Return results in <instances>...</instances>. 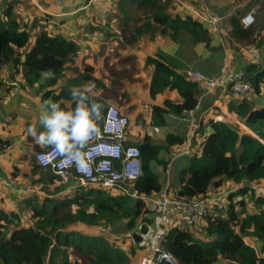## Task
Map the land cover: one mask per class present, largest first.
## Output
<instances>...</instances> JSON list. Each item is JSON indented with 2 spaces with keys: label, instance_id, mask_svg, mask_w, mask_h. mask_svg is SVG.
<instances>
[{
  "label": "trees",
  "instance_id": "1",
  "mask_svg": "<svg viewBox=\"0 0 264 264\" xmlns=\"http://www.w3.org/2000/svg\"><path fill=\"white\" fill-rule=\"evenodd\" d=\"M4 1L6 6L1 4L0 14V60L14 69L20 66L29 86L43 78L44 87L58 85V92L48 91L45 98L52 96V102L68 108L64 101L71 100L69 90L94 81V89L108 91L110 98L115 99L111 102L126 112H133L138 105L132 103L134 92H130L139 82L141 87L145 85L151 103L149 120L143 121L144 124L151 128L153 125L160 129L166 127L170 132L158 142L154 140L155 132L146 131L134 144L141 152L142 161V175L134 187L142 195L158 194L168 185L171 154L188 140L189 124H182L185 129L178 131L175 120L187 118V112L200 103L194 114L197 129L193 138L197 136L202 141L198 144L193 139L194 152L185 155L188 162L178 170L176 195L200 197L227 183L236 190L224 214L213 211L204 217L202 229L208 238L197 236L194 230L197 227L176 226L168 231L164 247L175 255L176 264H264V195L252 187L264 183V132L259 129L264 127V51L261 50L257 61L249 60L242 71L251 83L250 94L242 98L228 91L223 93L221 88L215 90L226 97L228 114L256 131L259 139L242 130L228 115L222 121H215L216 116L222 115L219 108L215 107L211 115L205 112L210 100L201 99L204 85L189 76L188 71L217 76L225 64V45H214V34L208 26L177 0L115 1L119 12L116 24L122 32L120 43L125 52L120 55V69H110L104 76L111 82L110 88L93 75L91 67L75 78H68L67 71L77 57L75 40L42 30L31 45L26 25L21 27L14 18L10 19L15 0ZM240 1L245 0H236V3ZM255 1L260 3L258 11L264 13V0ZM249 5L248 1L226 19L231 29L224 36L225 41L244 48L257 44L261 49L264 44L261 21L246 28L241 23ZM158 37L177 45L176 53L171 55L157 49L147 53L142 64L133 60L135 53L145 50L144 46ZM202 45L203 54L199 55L196 49ZM27 48L24 54L20 53ZM48 69L53 74L45 77L43 71ZM167 92L174 93L177 100L165 98L157 103L156 99ZM97 102L104 105L103 111L111 103ZM207 126L211 130L204 137ZM0 143L5 144L1 139ZM30 172L34 176L32 184L43 194L29 193L21 203V213H29L27 225L14 210L0 208V264H141L147 250L140 244L155 220L144 202L114 190L79 186L74 178L65 181L52 169L41 167L35 156ZM246 195L255 200L257 212H248ZM238 196L243 199L235 201ZM41 197L44 198L40 200ZM102 226H117V234L124 235L122 244L128 242L127 251L116 246L107 234L93 232ZM246 239L258 241L260 252Z\"/></svg>",
  "mask_w": 264,
  "mask_h": 264
},
{
  "label": "crops",
  "instance_id": "2",
  "mask_svg": "<svg viewBox=\"0 0 264 264\" xmlns=\"http://www.w3.org/2000/svg\"><path fill=\"white\" fill-rule=\"evenodd\" d=\"M115 1L117 0H15L13 7L14 14L28 28L31 45L36 34L42 30L60 33L75 40L77 57L67 71L68 78H75L81 75L85 68L91 67L93 75L104 80L106 87L110 88L111 82L105 80L104 76L110 69H120V55H124L125 52L120 43L122 33L117 29L116 24ZM223 1L216 0L215 4ZM231 1L236 2V0ZM238 4L242 8L246 5ZM217 6L216 10L220 13L219 15L227 16V13L225 14L227 6ZM249 12L250 10L243 16ZM224 24L231 29L227 21H224ZM224 24L222 32L219 35L214 34V45H225L223 40L224 36H228V32L224 31ZM260 25L262 27L264 22H261ZM262 39L264 41V32ZM163 44L169 50L164 49L161 46ZM150 45V49L153 47L154 51L160 49L161 46L162 50L171 55H174L178 48L175 44L165 43L161 38H156L155 42H151ZM235 46L242 47L237 44ZM242 48L239 54L249 57L247 51ZM27 50L28 48L24 51L21 50L20 53L24 54ZM196 50L199 55L203 54V45L197 47ZM261 50L264 51V44ZM135 55L133 60L142 64L141 52L135 53ZM248 60H239L240 65H232L231 68L243 71ZM225 62L228 64L229 61ZM121 68L124 69L125 64H122ZM44 80L43 78L34 86H29L23 78L20 66L14 69L11 65L0 60V139L5 143L4 145L0 143V180L4 182L0 191V208L7 211L14 210V207L21 208L24 198L31 195L29 193L43 194L37 185L32 184L34 176L30 172L31 162L37 152L49 148L40 147L27 130L33 125L41 129L39 114L44 104L52 101V96L45 98L44 95L48 91L58 92V85L44 87ZM61 85H64V80ZM138 85L141 87L140 82ZM138 85L136 84L131 91L138 92L140 88H137ZM93 97L106 103L115 101L110 98L108 91L102 89H94ZM220 97L224 102L225 98L222 95ZM165 98L177 100L174 93L167 92L159 96L156 102L159 103ZM64 103L67 107L74 104L72 100L64 101ZM129 130L146 133L145 127L140 126L130 127ZM126 143L135 144L127 139ZM26 189L29 190L28 193L23 191Z\"/></svg>",
  "mask_w": 264,
  "mask_h": 264
},
{
  "label": "built area",
  "instance_id": "3",
  "mask_svg": "<svg viewBox=\"0 0 264 264\" xmlns=\"http://www.w3.org/2000/svg\"><path fill=\"white\" fill-rule=\"evenodd\" d=\"M177 1L187 12L197 16L213 33H221V22L214 14L211 12L202 14L192 4L185 3L183 0ZM255 14L256 10L253 8L241 18L243 27H249L255 22ZM11 18H14L21 27H24V23L14 13L10 16ZM247 53L253 61H257L261 57V51L254 46H250ZM188 74L203 83L205 90L201 99L219 88L222 89L223 93L228 91L230 94L242 98L252 91L251 83L244 78L243 72L229 67L227 63L222 66L219 74L215 77H207L193 70H189ZM13 84L16 85V83ZM199 108L200 103L195 109L187 112V118H177L178 121L190 125L191 134H195L197 129L194 114ZM103 112L104 118L99 122L102 130L101 135L94 138L85 148L84 160L77 163L61 157L49 148L36 153V162L43 168L52 169L65 181L74 178L78 181L79 186H95L109 191L114 190L129 196L133 200L144 202L146 208L154 214L155 220L152 225H149V230L143 236V241L140 244L148 251V254L143 256L141 264H161V250L170 252L164 247L168 231L176 226L188 228L201 226L207 214L213 211L224 212L228 209L231 195L236 189L234 187L230 190L219 188L200 197L178 198L175 190H171L167 185L158 194L142 195L134 187L135 181L142 175L141 152L136 145L126 143V133L131 127V120L115 102H111ZM223 113L225 114V112ZM226 115L230 116L228 113ZM214 120L222 121L223 115L216 116ZM152 130L159 133L160 128L154 125ZM210 130V127L207 126L204 137ZM196 140L198 144L202 141L200 137H196ZM193 152L194 147L191 142L182 151L173 153V160L179 155H191ZM169 167H172V163ZM3 185V180H0V191ZM252 187L264 195V183ZM23 191L29 192L28 189ZM157 234L160 237L159 245L154 247L152 238ZM127 245L128 242L121 244L120 247L127 251ZM173 256L175 257L174 254ZM176 262L175 259L174 264Z\"/></svg>",
  "mask_w": 264,
  "mask_h": 264
},
{
  "label": "rangeland",
  "instance_id": "4",
  "mask_svg": "<svg viewBox=\"0 0 264 264\" xmlns=\"http://www.w3.org/2000/svg\"><path fill=\"white\" fill-rule=\"evenodd\" d=\"M183 2L185 3H188V4H192L196 9H198L202 14H207L208 12H211L212 14H214L216 17L219 18L220 20V26H221V32H222V27H223V24H224V21H226V19L231 16L234 12H238L240 8H242L238 3H234L232 2L231 0H224L223 2L221 3H216V0H183ZM218 2V1H217ZM248 0H245V1H240L239 3H242V4H247ZM250 2V5L248 6L249 9L248 10H251V9H255L256 10V14H255V22H259L257 20H260L261 22L264 21V13L263 12H258V8L260 6V3L255 1V0H249ZM3 6H6L5 5V1L4 0H0V14H2V5ZM217 5H220V6H227V11L225 12V14L227 16H221L219 15L220 13L216 10V6ZM218 7V6H217ZM225 11V10H224ZM117 13L119 14L118 10H117ZM116 13V15H117ZM206 23V22H205ZM117 25H118V22H117ZM27 28V26H26ZM28 29V28H27ZM117 29L121 32V29L119 27H117ZM211 31V30H210ZM224 31L225 32H229L230 31V28L224 24ZM122 33V32H121ZM211 33H213L211 31ZM213 34L215 35H219L220 32H214ZM122 35V34H121ZM159 38V37H158ZM224 43H225V57H224V63H226L225 61H229L228 62V65L229 67H232L235 66V65H240L239 64V60H242V61H245V60H251V57H247L246 55L244 54H239V51H241V48L243 47H236L235 45H231V44H227V42L225 41V38H224ZM151 43V42H150ZM150 43L146 46H144V49L142 52H141V62L143 63L144 62V59H145V56L147 53H150L152 51H154V48L152 47V49H150L151 45ZM215 43V42H214ZM164 49L166 48V45L163 44L161 45ZM160 46V49H162V47ZM251 46H254V47H257V44L255 45H251ZM250 47V46H249ZM242 48L243 50H248V48ZM142 48V47H141ZM201 48V47H200ZM260 51L261 49L259 47H257ZM150 49V50H149ZM167 50H169V48H166ZM134 52V51H132ZM237 54H235V53ZM234 55V56H233ZM248 60V61H249ZM255 62V61H254ZM236 70H239L236 68ZM139 83H137L138 85ZM144 86V87H143ZM141 88H139V91L138 92H135V93H132L133 91H131V93L133 94L131 97L132 99V103H135L138 105V108L135 109L133 112H126L119 104L118 106L120 107V109L122 110V112L126 113L130 120H131V128H135L136 126H140L142 128L145 127V130L148 131L150 134H152L154 131L152 130V128L146 123L144 124L143 121L145 122H148V112L150 111V99L146 96V91H145V85H143ZM140 87V85L137 86V88ZM222 94H217L215 91H213L212 93L208 94L207 97H205L208 101L210 100V102L207 103V101H205L207 103V108L205 110V112H209L211 115V113L214 112V108L217 107L220 109V111L222 110L223 112H225V114L221 111V114L224 116H227L226 114L228 113L227 110H226V100L227 99H224L225 101L223 102V99H221V96ZM204 98V99H205ZM226 98V97H224ZM108 104V103H107ZM229 119H232L233 121H235L236 123L239 124L240 128L244 131H247L253 135H256L259 139H260V136L259 134L256 132V131H253V130H250V128L246 127L245 125H243L242 123L239 122V120L234 116V115H230V117H228ZM177 124H175V129H177L178 131L180 130H184L185 129V126H187V124L185 123V126L182 125L184 124V122H181V121H177ZM154 126V125H153ZM184 128V129H183ZM260 130H262L264 132V127H259ZM170 132V130L166 127H161L159 133H155L153 136H154V140L158 141V142H162L166 136V134ZM194 134H191L190 133V125H189V129L187 131V137H188V140H187V143L185 146H183L180 150L178 151H174L173 153H178L180 151H182L184 148H186L192 141L193 139L195 140L196 138H193ZM144 137V134L142 132H134V131H131V130H128V132L126 133V139L127 140H130L131 142H137V141H140L142 138ZM197 137V136H196ZM190 138V139H189ZM192 138V140H191ZM264 142V140H262ZM171 157H172V165H173V168L170 167L169 170H168V179H167V183H168V186L171 190H174V188L176 187L177 185V175H178V170L180 169L181 165L183 164H186L188 162V158L185 156V155H179L177 156L174 160H173V154H171ZM166 183V184H167ZM232 184L230 183H227L224 185V187H222L223 189H227V190H230V188H232ZM214 190V189H213ZM259 194H262V193H259ZM44 197H41L40 200H42ZM243 199L242 196H238L235 201L237 200H241ZM245 199V202L247 204V210L249 213H255L257 212V210L255 209V200L253 198H251L250 195H246V197H244ZM234 200V199H233ZM230 204H231V201H230ZM230 204H229V207H230ZM228 207V208H229ZM14 210L15 212H17L18 214H20V217H21V221L23 223H25L26 225L29 224V213L26 211L24 213H21V208L20 207H14ZM225 212H223L224 214ZM203 225V223H202ZM202 225L199 227H197L195 230V233L197 236L203 238V239H206L208 238V235L206 234V232L202 229ZM118 227L117 226H109V227H105V226H102L101 228H97L96 230H94L93 232H96V233H100V234H107L109 237H111L114 241H115V245L116 246H121L122 242H121V238L124 237V235H121V234H117V229ZM127 236V235H125ZM247 242L249 244H251L252 246L255 247V249L260 252V249H261V244L258 242V241H251L249 239H246ZM130 242V241H129ZM146 251V250H145ZM146 254H148V251H146ZM142 262V260H141Z\"/></svg>",
  "mask_w": 264,
  "mask_h": 264
},
{
  "label": "clouds",
  "instance_id": "5",
  "mask_svg": "<svg viewBox=\"0 0 264 264\" xmlns=\"http://www.w3.org/2000/svg\"><path fill=\"white\" fill-rule=\"evenodd\" d=\"M51 76L52 70L43 71ZM94 81L74 86L69 90L73 106L62 108L57 102H46L39 114L41 129L35 125L28 128V134L42 148H51L61 157L76 161L85 159V148L101 135L99 122L104 118V105L93 97ZM153 246L158 247L160 237L155 235ZM175 257L161 250V264H174Z\"/></svg>",
  "mask_w": 264,
  "mask_h": 264
}]
</instances>
